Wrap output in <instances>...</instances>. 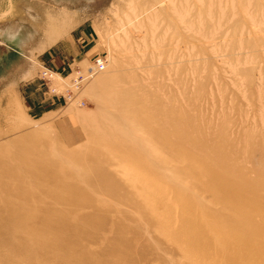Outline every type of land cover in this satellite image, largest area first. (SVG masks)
Instances as JSON below:
<instances>
[{
	"label": "rangeland",
	"instance_id": "1",
	"mask_svg": "<svg viewBox=\"0 0 264 264\" xmlns=\"http://www.w3.org/2000/svg\"><path fill=\"white\" fill-rule=\"evenodd\" d=\"M0 81V264H186L144 213L201 195L214 222L176 155L264 178V0H0Z\"/></svg>",
	"mask_w": 264,
	"mask_h": 264
},
{
	"label": "bare ground",
	"instance_id": "2",
	"mask_svg": "<svg viewBox=\"0 0 264 264\" xmlns=\"http://www.w3.org/2000/svg\"><path fill=\"white\" fill-rule=\"evenodd\" d=\"M59 1L63 3H74L76 5H81L84 4L87 0ZM27 36L29 37L28 40L31 41L32 38H30V35ZM99 81L103 82V79H100ZM128 91L129 89L126 92ZM130 92L131 91H129L128 94H132ZM125 97L126 93L123 97V100ZM130 97L133 98L132 95ZM126 99H128V104L129 102L132 104L134 102L135 104L138 101V99L137 101H135L136 98H133L134 101H132L131 98L129 100L128 97ZM141 103L143 104V102ZM131 105L129 104V106ZM141 115H143V113H141L140 116ZM142 123L144 124V122ZM146 123L148 124V122ZM158 132H160V135L161 133H163L161 131ZM193 139H195L197 143L199 142L195 137H193ZM193 146L195 145H192V147ZM194 148L195 147L191 149L194 150ZM196 153H198V150H196ZM189 156L193 159L194 163L186 164V160L184 159V157H186L185 154L176 155L178 162L176 165H174L176 168V171L175 169L174 171L179 174V176H176L181 177V180L184 181L185 179V182H187L186 179H188L190 181V186L194 187L195 189L198 188V185H202L207 192H210L214 194V196H216L215 205L217 206V209L213 215V218L215 219L214 222L211 223L207 219V217L203 215V211L199 210L198 207L200 204H198V202H202L203 198L201 195L198 196L197 194V198L188 197V199H186V197L183 196L177 198L178 203H180L181 206H184L188 210L187 213L175 215L176 217L179 216L178 218H174L172 215L164 216L158 214L159 212H157V210L160 208L159 206H162V204H166L167 202H169L167 201V199L165 200V197L162 198L161 196H157V208L155 207L154 209L152 208L144 210L145 215L151 220H155V222L159 225H162L164 223L166 226L164 230L171 232L177 229H181V232L176 237L171 238L170 240L168 239V243L176 245L177 248L181 250L183 259L187 261L186 264H264V257L261 258L258 256H253V253L255 251H259V249L257 248L261 247L260 245H263V241L255 238L253 233H256V231L258 230L264 231V222H262L261 220V217L264 213V178H260L259 181L255 180L256 184L253 185L252 182L251 185L250 181H248L249 179H247V176L242 175L243 173L241 175L234 173V170H236V168L231 170L225 169L226 167H228L226 163L224 164L225 161H222L224 166L226 165L225 168H223L222 166L220 168H215L211 167L210 165H208V168H206L207 166L205 164L207 162L205 163L204 161H200L198 155V157L194 154H191ZM217 156L220 157L219 155ZM214 159L216 160L217 157H215ZM143 160L144 159H142V161ZM219 160L215 161L214 164L220 162ZM212 161L213 160H211V162ZM204 169L206 170L204 171ZM197 171L198 173H195ZM237 171H241V169L239 168ZM205 190L203 192H205ZM40 220L43 219L41 218ZM43 223L44 221L36 227L26 226V228L29 227L30 229H36L37 231L35 230L36 232H25L23 234V237L26 239L30 237L33 242L38 241V239H36L35 237L39 233L45 235L44 231L40 230L41 232H39V229H37V227H43ZM48 235L52 236L50 239L52 240L53 245L68 243V240H64V242L59 241V239L61 238L60 233ZM222 242L227 244L229 248H224L225 246H221ZM93 254L94 252L92 251L88 253L85 252L86 258L84 259L85 261L82 264H92ZM74 260L76 261V258H74L73 261ZM58 262L57 264H59ZM55 263L56 262H54V264ZM75 264H79V262Z\"/></svg>",
	"mask_w": 264,
	"mask_h": 264
},
{
	"label": "crops",
	"instance_id": "3",
	"mask_svg": "<svg viewBox=\"0 0 264 264\" xmlns=\"http://www.w3.org/2000/svg\"><path fill=\"white\" fill-rule=\"evenodd\" d=\"M14 44H15V42H14ZM15 46H16V44H15ZM17 47V46H16ZM18 48V47H17ZM68 58V57H67ZM67 58H65V57H63L62 58V56H54V59L52 60L54 63H55V65H57V66H62V64L65 62V60L67 59ZM62 69H65V67H63ZM1 82V81H0ZM66 120H71V122L72 123H74L75 124V122H74V120H73V118H69L68 117V119H66ZM67 125L68 124H65V126L67 127ZM72 131V130H71ZM77 132V134H78V138L75 140V141H71L70 142V138L68 137V134H67V131L66 130H62V138H63V140H64V142H65V144L66 145H76V144H79L80 143V141H82L83 140V134H84V132L82 131V136H80V131L78 130V131H76Z\"/></svg>",
	"mask_w": 264,
	"mask_h": 264
},
{
	"label": "built area",
	"instance_id": "4",
	"mask_svg": "<svg viewBox=\"0 0 264 264\" xmlns=\"http://www.w3.org/2000/svg\"><path fill=\"white\" fill-rule=\"evenodd\" d=\"M105 69V60L101 57L97 58L95 61V67H93L91 70L93 72H98L100 70Z\"/></svg>",
	"mask_w": 264,
	"mask_h": 264
}]
</instances>
